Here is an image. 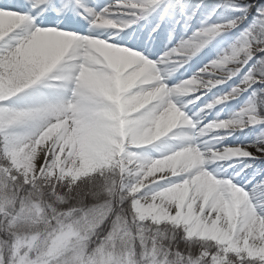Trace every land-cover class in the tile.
I'll use <instances>...</instances> for the list:
<instances>
[{"label":"snow or ice","instance_id":"snow-or-ice-1","mask_svg":"<svg viewBox=\"0 0 264 264\" xmlns=\"http://www.w3.org/2000/svg\"><path fill=\"white\" fill-rule=\"evenodd\" d=\"M0 264H264V0H0Z\"/></svg>","mask_w":264,"mask_h":264}]
</instances>
